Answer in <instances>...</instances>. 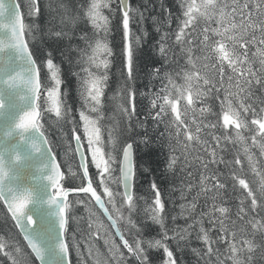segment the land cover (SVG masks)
Wrapping results in <instances>:
<instances>
[{
  "label": "snow or ice",
  "instance_id": "1",
  "mask_svg": "<svg viewBox=\"0 0 264 264\" xmlns=\"http://www.w3.org/2000/svg\"><path fill=\"white\" fill-rule=\"evenodd\" d=\"M159 6L163 19H151L162 63L149 69L147 87H153L154 80L162 83L156 92H140L135 54L142 40L132 26L147 38L148 17L131 0H85L67 23L68 7L61 3L57 11L64 26L55 32L47 23L36 22L51 13L50 4L24 0L26 15L33 19L28 24L18 0H0V18L5 21L0 24V115L6 120L0 144V205L8 214L6 222L10 218L31 250L24 252L10 232L9 239L0 236V254L11 264H33V255L39 264H73V253L77 264H86L81 242L70 227L73 193L74 202L88 213L89 231L82 238L93 264H178L170 241L179 252L190 248L203 264H264V165L257 168L252 151L258 149L264 156V0H179L181 15L171 36L187 67L177 70L168 67L174 52L165 30L174 14L163 0ZM81 22L83 26L76 27ZM114 29L122 32L117 56L122 66L116 91L108 96L116 55L109 39ZM44 36L56 37L50 49L41 47ZM31 40L37 41L35 49ZM194 50L201 55L194 56ZM73 53L80 71L74 70ZM57 54L77 80L82 101L78 121L67 103V88L62 91L65 80L55 62ZM177 76L182 83L176 82ZM138 97L148 99L143 119L138 116ZM181 100L186 102L183 114ZM113 107L115 112L107 117L111 126H106V108ZM44 113L54 115L57 126L70 125L75 145L65 151V166L69 181L78 179L79 185L63 183L66 175L46 135ZM168 115L173 118L165 122ZM149 119L154 122L151 131ZM160 123L163 132L157 131ZM192 143L204 154L197 157L203 169L198 190L190 202L179 204V213L170 214L160 181L173 179L178 167L183 170L188 164L184 153ZM141 144L158 149L154 164L138 160ZM76 156L79 174L71 163ZM246 168L250 179L245 178ZM140 172L148 176L152 194L145 214L138 210L144 199L137 195ZM192 187L189 183L179 189L181 201ZM229 200L236 201L234 212L227 206ZM93 201L100 214L93 210ZM179 219L185 223L177 225ZM152 226H158L155 235H149ZM193 236L202 248L191 247ZM94 240L102 241L105 259H100ZM153 251L161 255L153 257Z\"/></svg>",
  "mask_w": 264,
  "mask_h": 264
},
{
  "label": "trees",
  "instance_id": "2",
  "mask_svg": "<svg viewBox=\"0 0 264 264\" xmlns=\"http://www.w3.org/2000/svg\"><path fill=\"white\" fill-rule=\"evenodd\" d=\"M18 2L21 5L22 12H25V22L28 24L33 23V19L27 17L26 15V9L24 7V0H18ZM84 2L85 0H41V5L43 6L45 3L50 4L52 6V11L50 14L46 13L45 15L40 17L36 22L42 26L45 25V23H47V27L50 28L53 32L58 31L60 30L61 27L64 26L60 22V15L58 14V11H57L58 5H60L61 3L64 5H67L68 13L65 16V23H67L68 17L71 15L78 14L79 5L83 4ZM163 2L168 8L171 9V11L174 14L172 22H171V27L165 30H167L170 33V37L167 43L172 45L173 52H174V55L170 57V60L172 62L168 65V67L170 70H177L181 66L187 67L184 56L180 53L179 47L174 45L173 43L174 37L171 36V33L177 27L178 20L176 19V17L181 15V10L178 6L179 0H163ZM131 3L134 6H137V5L140 6L141 10L145 11V15L148 17V19L144 21V27L147 29L149 33L148 37L144 38L142 33L137 28V26L136 25L132 26L134 31H136V34L141 35V40H142L141 46L139 47V49L136 51V54H135L136 55L135 63H136V66L138 68V73H139V80L136 83V88L139 89L140 92H156L161 87L162 82L160 80H154L153 87H147L148 85L147 73L149 72V69L153 67H158L162 63L158 55L157 41L159 39V34L155 31L154 25L151 19L153 16H159L161 17V19H163V13L161 12L160 6H159L160 0H131ZM116 23L117 21L114 19L113 25H115ZM82 26H83L82 22L76 25V27H82ZM88 28L89 30H91V25H88ZM65 30L67 31L68 29L65 28ZM32 35L37 36L38 33L35 30H33ZM121 37H122V32H117L115 31V29L113 30L112 35L109 37V39L113 41V49L116 55H114L113 57V63H112L111 72H110V79L108 82L109 86L106 91V95L108 96L115 93L116 91V81L119 77L120 68L122 66V60L117 58L120 52V49L122 47ZM26 39H30V38L26 35ZM43 40H44V43L41 45V47L50 49L53 46V42L56 40V37L53 36L51 37V39H49L47 36H44ZM36 43L37 41L31 40L30 47L35 49ZM193 55L194 56L201 55V53H199L198 50H194ZM72 57L74 58L73 59L74 70L80 71L81 65L75 64V58H78L77 54L73 53ZM55 62L61 66L62 76L65 80V85L62 86V91L64 87L67 88V92H68V95L66 98L67 103L71 105L72 107L73 118L78 121L79 120L78 110L82 106V101L79 99V95H78L77 80L75 77L69 74V71H68L69 64L66 60L63 59V57L57 54L55 57ZM38 63H39V58H38ZM198 63H202V62H198ZM45 72H46V69H42V72H41L42 84L44 83V73ZM81 75L83 76L82 72H81ZM176 82L179 84V83H182L183 81L180 79V77L177 76ZM255 92L257 96L261 95L258 88L255 89ZM42 100H43V97H42ZM138 100L140 101L138 102V105H137L138 116L140 119H143L144 115H146V112H147L146 105L148 104V99L146 97L145 98L138 97ZM210 102L213 103L214 106L216 105L215 101H210ZM109 103L111 102L109 101ZM114 112H115L114 107L109 110L108 108H106V119L102 123L105 124L106 126H111L112 122L109 121L107 117L112 115ZM172 118L173 117L171 115L165 116L164 121L167 122L171 120ZM208 119L214 120L215 118L208 117ZM53 120H55V118L52 117L51 115L47 113L43 114V123H44V128L46 131V135L48 136L49 141L52 145L53 151L56 153V156L59 162L61 163V167L66 175V179L63 183L65 184L66 187H72V186L79 185L80 181L78 179H71V181H69L68 177L70 174L67 172V168L65 166L68 163V161L64 158L65 151L66 149L69 148V145H71V147L74 148V140L70 139V131H69L70 125L65 124L63 125V127H60V126L53 124L52 123ZM148 123H149V130L151 131V128L154 122L151 121V119H149ZM157 131L158 132L164 131V123L159 124ZM204 131H207V130H204ZM217 134H219V130H217ZM229 147H231V145H229ZM252 151L257 161V168H260L262 165H264V156L259 155L258 149H253ZM184 154H186L188 157V164L184 165L183 170H180V168L178 167V170L173 179L160 181L163 187L162 199L165 201L166 212H169L170 214L179 213L180 203L182 202L187 203L191 201V197L198 190L199 177L203 172V169L200 167V160L197 159L198 156L203 157L204 155L203 152L199 150V145L192 143L191 147H189L187 149V152ZM184 154H182V150H179L177 152V155H181L182 165L184 164V160H183ZM71 155L72 153L69 152V156ZM138 160L141 163L150 162L154 164L158 160V149H155V148L145 149L144 146L141 144ZM244 162L245 164L247 163L246 159ZM71 163H72V167L74 168V170H77L79 174L80 170L77 169V165H78L77 156L71 161ZM220 170L224 172L227 171V169H224L222 165L220 166ZM90 172H93L91 168H90ZM189 173H191V175H189ZM246 173L247 175L245 178L250 179L252 177V173L249 170H247V168H246ZM138 174L140 176V181H139V185L137 188V195L144 197V199H141L139 201L138 210L141 212V214H145L148 205L151 204L152 194L149 190L148 176L143 172H140ZM189 183H191V185L193 186L192 192L187 194V200L181 201L179 199V195H180L179 189L181 187L186 188ZM169 190H171L170 191L171 201H173L174 203L169 201ZM76 195H73L70 197V203H72V208L70 210V215L72 217L70 220V227L72 231L75 232L78 240L81 242V251L84 253V259H85L86 264H93L92 257L88 255V249L86 247L87 240L82 238V237L87 236V233L89 231L90 221H89L88 214L86 210L84 209V206L74 202V198ZM225 195H228V193L226 192ZM232 195L234 196L235 193H232ZM79 196L83 198L84 194H79ZM199 203L200 204L203 203V197L201 198ZM235 204H236L235 200H229L227 202V206H231L233 212L235 211V207H234ZM199 210L200 209L198 208L197 211ZM6 217H8L6 209L2 205H0V236H3L5 239H9V232H10L12 240L18 243L19 245H21L22 250L24 252L30 253V250L27 249L26 243L23 241L22 236L19 235L18 230L13 226V222L10 220V218H8L6 222ZM233 218L235 217L233 216ZM176 223L177 225H181V224L183 225L185 221L183 219H179L176 221ZM239 223L240 222L237 221L238 225ZM168 224L169 226H171L170 215L168 219ZM205 227H208V225L205 224ZM157 231H158V226H152L150 229L149 235H155ZM256 239L260 240L259 235L256 236ZM92 243H94L95 246L99 248L100 253H101L100 259L101 260L105 259L107 255V250L104 247L102 241L94 240ZM169 243L172 246V249L174 251V255L177 258L178 264H203V261L200 258L196 257L195 255L191 253L190 248H186L183 252H179L175 249V245L172 244L171 241ZM191 247L202 248L203 245L197 242L193 236ZM159 254L160 253L156 251H153L152 253L153 257H159L161 255ZM72 259H73V264H77L75 253H73ZM213 262H214V258H213ZM0 264H11V261H9L2 254H0ZM33 264H38V262L34 260V256H33Z\"/></svg>",
  "mask_w": 264,
  "mask_h": 264
},
{
  "label": "water",
  "instance_id": "3",
  "mask_svg": "<svg viewBox=\"0 0 264 264\" xmlns=\"http://www.w3.org/2000/svg\"><path fill=\"white\" fill-rule=\"evenodd\" d=\"M22 11V10H21ZM5 21L3 20V18H0V24L4 23ZM4 35V31L3 29H0V37H2ZM5 124H6V120L5 118L3 117V115H0V144H2L3 142V139H4V129H5ZM74 145H75V142H74ZM78 158V156H77ZM58 160V159H57ZM78 161H79V158H78ZM62 169V167H61ZM63 171V169H62ZM75 194V193H73ZM72 194V195H73ZM71 196V195H70ZM69 196V198H70ZM98 208V207H97ZM110 223V222H109ZM114 231V230H113ZM26 243V242H25ZM30 250V249H29ZM31 251V250H30ZM34 256V255H33ZM38 262V261H37ZM39 264V262H38Z\"/></svg>",
  "mask_w": 264,
  "mask_h": 264
},
{
  "label": "rangeland",
  "instance_id": "4",
  "mask_svg": "<svg viewBox=\"0 0 264 264\" xmlns=\"http://www.w3.org/2000/svg\"><path fill=\"white\" fill-rule=\"evenodd\" d=\"M107 14V13H106ZM186 102L184 101V100H181L180 101V110H181V113L183 114V110H184V104H185ZM49 115H51L52 117H54V115H52V114H49ZM94 115V114H93ZM55 118V117H54ZM189 118H191V113H189ZM64 158H65V155H64ZM74 169V168H73ZM93 171H94V169H92ZM114 187V186H113ZM99 190V189H98ZM93 210L94 211H96L98 214H100L99 213V211H98V209H97V207L94 205V203H93ZM88 214V213H87ZM101 218L103 219V217L101 216ZM104 220V219H103ZM104 223L105 224H108L107 222H105V220H104ZM78 239V238H77ZM79 241V240H78ZM117 243H118V241H117Z\"/></svg>",
  "mask_w": 264,
  "mask_h": 264
},
{
  "label": "bare ground",
  "instance_id": "5",
  "mask_svg": "<svg viewBox=\"0 0 264 264\" xmlns=\"http://www.w3.org/2000/svg\"><path fill=\"white\" fill-rule=\"evenodd\" d=\"M157 54V53H156ZM157 56V55H156ZM109 110V109H108ZM59 135V134H58ZM144 202V201H143ZM141 208V207H140ZM99 213H100V211H99ZM145 213V212H144ZM102 216V215H101ZM103 217V216H102ZM103 219L105 220V222H107L108 224H109V221H107V219L105 218V217H103ZM182 225V224H181ZM118 240V239H117ZM118 242H119V240H118ZM160 255V254H159Z\"/></svg>",
  "mask_w": 264,
  "mask_h": 264
}]
</instances>
